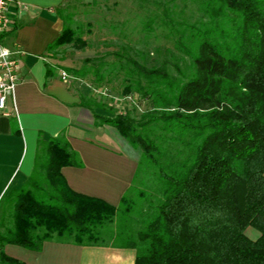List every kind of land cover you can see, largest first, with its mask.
Listing matches in <instances>:
<instances>
[{
    "label": "trees",
    "instance_id": "1",
    "mask_svg": "<svg viewBox=\"0 0 264 264\" xmlns=\"http://www.w3.org/2000/svg\"><path fill=\"white\" fill-rule=\"evenodd\" d=\"M140 1L155 7L142 32L164 28L184 68L125 50L108 53L113 63L55 65L95 85L124 72L123 94L151 103L139 118L84 103L141 151L132 186L117 207L73 191L62 169L81 166L77 153L64 134L40 137L27 183L0 199V264H25L8 244L39 252L51 241L132 248L135 264H264V0ZM58 13L64 29L48 51L87 48L73 14Z\"/></svg>",
    "mask_w": 264,
    "mask_h": 264
},
{
    "label": "crops",
    "instance_id": "2",
    "mask_svg": "<svg viewBox=\"0 0 264 264\" xmlns=\"http://www.w3.org/2000/svg\"><path fill=\"white\" fill-rule=\"evenodd\" d=\"M70 1L13 0L10 4L14 25L2 40L11 50L22 52L18 55L22 80L14 97L8 98L7 109L0 111V196L27 183L40 137L64 134L81 161L79 167L62 169L68 186L117 207L133 184L142 153L115 128L96 125L93 111L85 105L96 97L94 92L81 80L64 82L61 69L55 68L48 48L63 32L58 11ZM97 112L110 115L102 109ZM4 251L25 264H135L137 257L132 248L55 241L45 242L39 252L13 244Z\"/></svg>",
    "mask_w": 264,
    "mask_h": 264
},
{
    "label": "rangeland",
    "instance_id": "3",
    "mask_svg": "<svg viewBox=\"0 0 264 264\" xmlns=\"http://www.w3.org/2000/svg\"><path fill=\"white\" fill-rule=\"evenodd\" d=\"M179 5L182 8L180 2ZM141 7L143 8L141 9ZM154 8L150 2L146 3L140 0H92L90 2L71 0L62 10L73 14L72 26L74 28L82 26L83 37L88 45L83 50L69 46L60 49L52 54L55 55V62L63 67L79 70L91 65V63H86L88 59L104 57L107 62L113 63L117 61V58L111 54L108 55V53L117 51L122 53L125 50L127 55L145 62L149 67L170 61L179 63L184 68L182 60L184 56L175 49L174 43L166 38L164 28L155 25L153 33L142 32V21L147 22V17ZM188 10L187 14H190ZM170 50L172 53L169 52ZM170 68L176 75L175 68L173 66ZM67 73L69 74V72ZM115 73L101 85H95L93 75L78 80L87 85L94 92L96 98L104 103L106 111L113 114L130 113L139 118L144 112L151 109V103L137 93L123 94L124 72ZM73 80L74 77L71 76V81ZM247 235L255 240L259 233L249 228Z\"/></svg>",
    "mask_w": 264,
    "mask_h": 264
},
{
    "label": "built area",
    "instance_id": "4",
    "mask_svg": "<svg viewBox=\"0 0 264 264\" xmlns=\"http://www.w3.org/2000/svg\"><path fill=\"white\" fill-rule=\"evenodd\" d=\"M12 2L13 0H0V111L7 109L8 98L14 97L22 80L20 75L22 65L18 58L22 52L11 50L2 40V35L14 25L9 12ZM60 77L66 83L71 81V76L66 71H60Z\"/></svg>",
    "mask_w": 264,
    "mask_h": 264
}]
</instances>
